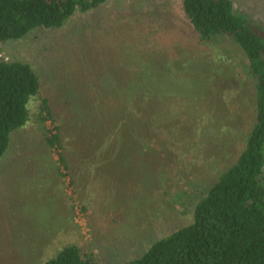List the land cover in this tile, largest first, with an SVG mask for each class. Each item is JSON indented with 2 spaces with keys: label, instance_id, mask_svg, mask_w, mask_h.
<instances>
[{
  "label": "rangeland",
  "instance_id": "374dc122",
  "mask_svg": "<svg viewBox=\"0 0 264 264\" xmlns=\"http://www.w3.org/2000/svg\"><path fill=\"white\" fill-rule=\"evenodd\" d=\"M233 2L264 29V0ZM0 58L29 63L41 82L28 124L13 133L0 161V264H42L69 243L102 264L141 256L192 221L196 203L237 160L254 124L255 87L244 52L227 37L202 43L183 0H108L59 29L1 44ZM147 82H166L163 94H180L166 98L174 111L195 107L197 91L211 87L205 112L215 120L223 110L233 132L225 128L221 137L213 122L203 140L192 134L197 146L187 150L172 145L166 127L142 123L147 143L134 141L123 116L128 106L138 108L131 98ZM44 99L55 112V122L44 126L48 134L61 126L69 172L60 150L46 143Z\"/></svg>",
  "mask_w": 264,
  "mask_h": 264
},
{
  "label": "trees",
  "instance_id": "16d2710c",
  "mask_svg": "<svg viewBox=\"0 0 264 264\" xmlns=\"http://www.w3.org/2000/svg\"><path fill=\"white\" fill-rule=\"evenodd\" d=\"M107 1L0 0V45L23 39L39 28L59 29L77 12L86 13ZM183 10L202 43L227 37L244 52L255 87L254 124L245 135L237 160L218 176L196 203L192 221L153 242L141 256L117 264H264V29L238 12L233 0H183ZM183 69L185 76L191 74L186 67ZM192 74L200 81L199 74L194 71ZM138 86L142 91L131 98L136 105L138 103V108L128 106L123 118L132 125V139L142 145L147 143L141 138L142 123L166 127L172 132V145L187 150L197 146L193 147L192 134L203 140L214 123L220 128L221 137L226 133L225 128L228 133L233 132L225 123L227 115L223 110L215 120L205 112L203 104L207 102L211 87L205 90L201 87L197 91L202 99L195 107L190 104L191 109L183 111L182 106L175 105L174 111V103L169 105L168 101H177L173 97L180 98V94H163V86L169 92L166 82L139 83ZM197 86L192 85L190 89L188 85L185 90L191 95ZM153 88L157 89L155 99ZM40 90V78L29 63L0 58V161L9 149L13 133L28 124L30 102L39 96ZM132 90L129 88L127 94ZM205 91L207 93L201 94ZM40 114L47 145L60 150L62 166L71 171L61 126L55 127L54 134L50 131L48 134L44 126L48 120L55 122L49 100H43ZM179 117L180 122L174 125ZM213 131L216 132L215 126ZM42 264L102 263L93 252L69 243Z\"/></svg>",
  "mask_w": 264,
  "mask_h": 264
}]
</instances>
